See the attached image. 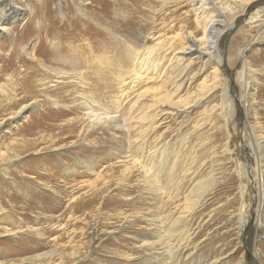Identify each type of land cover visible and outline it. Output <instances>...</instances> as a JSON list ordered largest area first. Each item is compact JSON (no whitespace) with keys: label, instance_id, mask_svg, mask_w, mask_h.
Wrapping results in <instances>:
<instances>
[{"label":"rangeland","instance_id":"1","mask_svg":"<svg viewBox=\"0 0 264 264\" xmlns=\"http://www.w3.org/2000/svg\"><path fill=\"white\" fill-rule=\"evenodd\" d=\"M164 1L5 0L0 264H264V25L242 18L249 0H216L226 10L216 25L223 32L216 57L182 53L187 32L202 37V22L191 0ZM258 3L252 11L264 7ZM135 44L154 47L153 64L137 80L122 57L123 46ZM196 45L206 52L205 41ZM178 80L174 100L182 104L173 109L165 93ZM86 104L111 117L92 123ZM143 108L155 118L143 119ZM117 109L129 131L117 128ZM131 157L159 167L162 184L166 173L176 175L170 201L151 191ZM85 159L95 171L83 167ZM182 218L184 230L170 236L148 221L168 226ZM162 247L176 256L163 257Z\"/></svg>","mask_w":264,"mask_h":264},{"label":"bare ground","instance_id":"2","mask_svg":"<svg viewBox=\"0 0 264 264\" xmlns=\"http://www.w3.org/2000/svg\"><path fill=\"white\" fill-rule=\"evenodd\" d=\"M169 1L170 0H165L164 1V3L162 4V5H167V3H169ZM192 2H193V5H194V8H195V11L197 12V16H196V18H197V22L198 23H200V22H202V25H203V35H202V37H200L199 39H194V38H192V36H191V34H190V32H187V34H186V37H187V39H188V41L190 42V44L187 46V47H185L184 48V50L182 51V53H186L187 51L190 53V54H194V52H199V53H202V54H204V53H207V56H208V58L210 59V58H212V56L213 57H216V55L214 56V54L212 55V53H215L216 52V50H217V44H218V41H219V39L221 38V36L223 35V32H221L220 30L218 31L217 29H216V25L219 23V22H222L223 20H221V18H220V16L222 15V11H226V10H224V8L223 7H218L219 6V4H218V6H216V0H191ZM117 2V1H116ZM250 4V5H249ZM259 3H258V0H249L247 3H246V5H249V7L247 8V12L248 13H245L243 16H242V18H244V20L246 21V23L248 24V23H261V24H263L264 25V14L262 13L263 11H264V7H258L259 9H254L253 11H252V7L253 6H257ZM5 5V0H0V12L2 11V7ZM7 6V5H6ZM5 6V9H7L8 10V8ZM12 6V5H11ZM217 7V8H216ZM165 9V8H164ZM249 9V10H248ZM14 10H16V7H14V6H12V8H11V11H9V12H14ZM111 10V9H110ZM109 10V11H110ZM169 12V11H168ZM223 12V13H224ZM110 14H112V12H110ZM151 14V13H150ZM113 16V15H112ZM17 18H19V16H17L15 13L13 14V16H12V20L11 21H9L10 23H13V22H15L16 20H18ZM113 18V17H112ZM128 18V17H127ZM220 18V19H219ZM241 18V20H243ZM102 19H104V16L102 17ZM2 21V20H1ZM240 22V20L239 21H237L236 23L235 22H230V25H229V28H233V26L234 25H238V23ZM201 24V23H200ZM98 25V24H97ZM108 28H109V26H108ZM0 29L4 32H7L8 31V28H7V26L5 25V24H3V23H1L0 22ZM108 31V30H107ZM229 31V30H228ZM114 33V32H113ZM228 33V32H227ZM106 35V34H105ZM134 38V37H133ZM200 42V41H205V51L206 52H202L200 49H201V46L199 47V46H197L196 45V42ZM253 41H251V42H249L248 43V45H247V47H245V49L242 51V53H241V56L240 57H242V60H244L243 61V65H245L246 64V58H245V56H244V51L250 46V43H252ZM203 46V47H204ZM103 47V46H102ZM124 47L125 46H123V50H122V57L125 59L124 60V65L123 66H125V67H127L128 69L126 70V73L128 72V74L129 73H131L133 76H134V78L137 80V79H141V77H142V75H143V72L146 70V67H147V65L150 63V62H152V64H153V61H152V55H153V53H154V47H145V48H143L142 50H139V48L136 46V44H135V46H129L126 50L124 49ZM203 47H202V50H203ZM40 48H43V47H40ZM216 54V53H215ZM60 55V54H59ZM104 55H105V52H104ZM206 55V54H205ZM99 56V55H98ZM107 56V55H106ZM154 56V55H153ZM103 58H104V56H102ZM181 57V56H180ZM195 57V56H194ZM193 57V58H194ZM202 57V56H201ZM200 57V58H201ZM64 58V57H63ZM102 59V58H101ZM61 60V59H60ZM68 60V59H67ZM156 60V59H155ZM75 61V60H74ZM77 61V60H76ZM95 61V60H94ZM98 61H99V59H98ZM103 61V60H102ZM102 61H100V62H102ZM208 62H211L210 60H207ZM65 62V61H64ZM66 63V62H65ZM104 63H106V64H108V60L106 59H104ZM156 63V62H155ZM179 63V62H178ZM182 63V62H181ZM221 63V60H220V58H218V60H217V65H219ZM72 64V63H71ZM76 64V63H75ZM74 64V65H75ZM78 64V63H77ZM101 64V63H100ZM158 64H160L159 62H158ZM217 65H215V67H217ZM79 66V65H78ZM96 66H98V65H96ZM161 66V65H160ZM170 66V65H169ZM180 66V63L178 64V67ZM178 67H177V69H178ZM182 67V66H181ZM243 67V66H242ZM98 68V67H97ZM100 68V67H99ZM102 69V68H101ZM104 69V68H103ZM148 69H149V67H148ZM158 69V68H157ZM216 69V68H215ZM100 70V69H99ZM153 70V69H152ZM60 71V70H59ZM57 72V73H61V74H67V73H65V72ZM157 71V70H156ZM155 71V72H156ZM173 71V70H172ZM179 74H178V76L179 75H181L180 73H182V71L179 69ZM243 71V70H242ZM147 72H148V70H147ZM75 73V75L73 76V78L74 79H76V77L78 78V77H80L79 75V73H76V72H74ZM104 73V72H103ZM150 73V72H149ZM161 73V72H160ZM173 73H174V71H173ZM240 72H238V74H239ZM71 74H73V73H71ZM146 74V73H145ZM246 74V73H245ZM147 75V74H146ZM71 76V75H70ZM183 76V75H182ZM242 77V79H243V75L241 76ZM127 78V77H126ZM104 80V78H101V80ZM169 79H170V76L169 77H166L165 79H163V82H162V86L161 87H166V85H167V83H168V81H169ZM179 80H181L182 78H178ZM70 80H72V79H70ZM102 80V81H103ZM120 80H123L122 78L120 79ZM179 80H178V82H175V87H174V89H173V91H171V92H167V93H165V94H167V95H165L166 97V99H167V101H168V107L169 108H177L178 106H181V104H182V101L181 100H177V101H175L174 100V98H175V93H177L179 90H180V88H181V85H182V81H180L179 82ZM244 81V80H243ZM123 82V81H122ZM136 82V81H135ZM183 83H184V81H183ZM245 92L246 91H248L249 89H251V85L249 84V82L248 81H246L245 80ZM230 84H232V81H230ZM161 85V84H160ZM242 85V84H241ZM228 86V85H227ZM225 87L223 90V95H224V99H226V97H227V95H228V87ZM233 87H234V84H233ZM166 89V88H165ZM232 89V88H231ZM167 91V90H166ZM165 91V92H166ZM249 93H247V95H248ZM121 95H122V93H121ZM155 98V97H154ZM164 98V99H165ZM122 98H120V97H118V101L116 102H114L113 104H114V107H120V105H122V101L123 100H121ZM165 99V100H166ZM245 99V98H244ZM113 101H114V99H113ZM224 101V100H223ZM230 101V100H229ZM92 102H94L93 100H92ZM105 102V101H104ZM95 103V102H94ZM136 101L134 100V102H133V104H132V107H135V105H136ZM249 103V102H248ZM87 104H89V103H87ZM86 104V105H87ZM225 104V103H224ZM246 104V103H245ZM90 105V104H89ZM89 105H87V109H86V115H87V117H89L90 118V121L92 122V123H98V122H100V121H104L105 119H108V118H110L111 116H110V113H108V112H106L105 110L103 111V112H96L95 110H94V108L92 107L93 105H91V106H89ZM244 105V104H243ZM232 107V106H231ZM102 109V108H101ZM141 110H142V108H140ZM246 109V108H245ZM143 110L145 111L146 109L145 108H143ZM102 111V110H101ZM143 111V112H144ZM131 113V112H130ZM233 113V112H232ZM126 113H124L123 111H121V110H118L117 109V111H115V115H113L112 117H114V118H116V117H118L119 119H117V120H121L122 121V123L121 124H118V122L117 121H115L116 123H117V128H120V129H122L123 131L125 130V131H129V127L130 126H128L125 122H126V120H127V118L125 117L126 115H125ZM254 115V114H253ZM155 116H156V112H150L149 110H147V111H145L144 113H143V115H142V117H143V119H145L146 117H151L152 119H154L155 118ZM115 120V119H114ZM114 122V123H115ZM115 123V124H116ZM243 145V147H247V148H249V150H250V155H248L249 157H248V159H249V161H250V163L252 164V165H254V168H262V165H260V161H259V159L258 158H256V156H255V153H254V151L252 150V146H249V145H246V144H242ZM156 154V153H155ZM143 158V157H142ZM141 157L139 158L138 157V159H134V158H132L131 157V159H132V161L133 162H135V161H137L138 163H140L141 164V166L142 167H140V168H143V173H144V178H143V181H144V183L146 184V183H150L149 185H151V191L152 192H154L157 196H160V198H162V197H164V195L166 196V198H168V200L167 201H165V203L166 202H168V201H170L171 199H172V197L175 195L174 193V191L176 190L175 189V187L176 186H179L178 184H177V182L175 181V183H172V184H170V182H171V180L176 176V175H174L173 174V172H171V173H166V175H165V177H167V179H166V183L165 184H162V182H163V180L164 179H162V176H161V174H160V168L159 167H157V166H147V165H144V164H142V159ZM146 158H147V156H146ZM153 158V157H152ZM121 162H123V163H125V160H120ZM82 163H83V167L85 168V169H87V170H89L90 172H93V171H95L94 169H95V164H94V162L92 161V160H88V159H85V160H82L81 161ZM144 162V161H143ZM262 172V171H261ZM164 174H165V172H164ZM262 176V175H261ZM259 177H260V175H259ZM253 178V177H252ZM175 180H176V178H175ZM253 180V179H252ZM260 180V179H259ZM262 180V179H261ZM148 185V186H149ZM162 201V200H161ZM162 203V202H161ZM164 203V204H165ZM196 202H194V204H195ZM190 204V203H189ZM170 209V208H169ZM181 214V213H180ZM185 218V217H184ZM184 218H182V219H179V221H180V223H178V222H173V223H171L170 225H168L167 226V224H166V222L164 221V220H162V219H160V220H157V221H155V223L153 222L152 223V221H150V220H148L149 221V223L150 224H153L154 226H155V228L157 229V230H159V232H164L165 230L167 231V235L168 236H170V235H172V233L175 231V229L176 228H179V231L181 232V231H183L184 230V226H185V224H184ZM147 219V218H146ZM152 220V219H151ZM152 227V226H151ZM162 228H164V229H162ZM153 231V230H152ZM183 233V232H182ZM154 236H155V234H154ZM160 236V235H159ZM159 236H158V238H159ZM177 237V236H176ZM150 238V237H149ZM180 238H182V235H181V237ZM147 239V238H146ZM165 240V239H164ZM159 241V240H158ZM141 245L142 246H145V245H148V240L147 241H141ZM155 243V242H154ZM163 243V242H162ZM149 245H150V250H152V251H154V250H157L156 248H154L153 246H152V243H149ZM148 245V246H149ZM161 245V244H160ZM169 245V244H168ZM141 246V247H142ZM169 247V246H168ZM168 247H162V248H160L159 250H161V251H159V252H161L162 254H164V256L163 257H165V258H170V259H172L173 257H175L176 255H174L173 254V252H172V250H170ZM173 247V246H172ZM171 248V247H170ZM178 251V250H177ZM155 260V259H154ZM162 261V260H161ZM157 262V261H156ZM160 264H162V263H160Z\"/></svg>","mask_w":264,"mask_h":264},{"label":"water","instance_id":"3","mask_svg":"<svg viewBox=\"0 0 264 264\" xmlns=\"http://www.w3.org/2000/svg\"><path fill=\"white\" fill-rule=\"evenodd\" d=\"M226 42H227V40H226ZM226 42H225V44H227ZM227 76L230 77L231 76V72H227Z\"/></svg>","mask_w":264,"mask_h":264}]
</instances>
